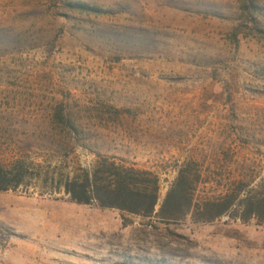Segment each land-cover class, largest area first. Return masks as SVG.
Returning <instances> with one entry per match:
<instances>
[{"label": "rangeland", "instance_id": "1", "mask_svg": "<svg viewBox=\"0 0 264 264\" xmlns=\"http://www.w3.org/2000/svg\"><path fill=\"white\" fill-rule=\"evenodd\" d=\"M96 154L158 176L151 217L65 193ZM0 167V264H264V221L202 215L264 192V0H0Z\"/></svg>", "mask_w": 264, "mask_h": 264}, {"label": "trees", "instance_id": "2", "mask_svg": "<svg viewBox=\"0 0 264 264\" xmlns=\"http://www.w3.org/2000/svg\"><path fill=\"white\" fill-rule=\"evenodd\" d=\"M82 9L100 11L87 4H79ZM18 182L14 184L16 186ZM199 181L191 178L186 167L181 168L164 200L161 213L165 207L185 203L187 210L193 205L194 192ZM216 198L207 202L208 209L202 214L204 221L221 217L235 208L234 218L243 222L251 219L264 221V192H259L242 180L233 182ZM10 188L8 175L0 167V190ZM63 189L74 202L96 204L101 208L117 209L133 215L151 217L159 200V179L152 171L128 165L114 157L96 154L87 166H80L76 171L65 175ZM212 206L221 210L212 213ZM186 212H183V216ZM181 216V217H182ZM173 217V216H172ZM176 217V216H175Z\"/></svg>", "mask_w": 264, "mask_h": 264}]
</instances>
